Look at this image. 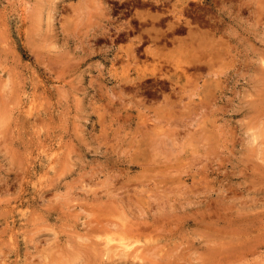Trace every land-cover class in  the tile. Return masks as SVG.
Masks as SVG:
<instances>
[{"label": "clouds", "instance_id": "1", "mask_svg": "<svg viewBox=\"0 0 264 264\" xmlns=\"http://www.w3.org/2000/svg\"><path fill=\"white\" fill-rule=\"evenodd\" d=\"M0 264H264V0H0Z\"/></svg>", "mask_w": 264, "mask_h": 264}]
</instances>
